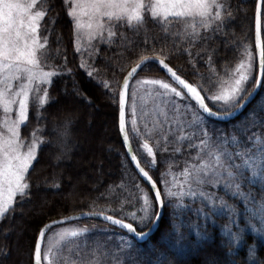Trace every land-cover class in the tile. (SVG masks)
Returning <instances> with one entry per match:
<instances>
[{
	"label": "snow or ice",
	"instance_id": "snow-or-ice-1",
	"mask_svg": "<svg viewBox=\"0 0 264 264\" xmlns=\"http://www.w3.org/2000/svg\"><path fill=\"white\" fill-rule=\"evenodd\" d=\"M63 6L79 68L118 103L126 155L150 188L127 172L119 182L95 181L87 188L90 211L39 229L34 264H183L213 243L214 228L222 238L219 247L228 250L223 258L206 255L204 264H235L228 258L238 254L246 232L264 239V95L257 97L264 86V0H255L254 50L247 32L235 31L246 10L230 0H63ZM58 22L53 0H0V221L31 197L30 171L42 145L56 147L54 166L70 165L79 147L71 110L53 125L51 141L43 135L47 107L60 102L51 95L57 78L65 80L67 104H91L68 66ZM229 50L238 53L234 66ZM184 54L195 83L167 62ZM152 63L166 78L139 76ZM33 108L36 127L25 135ZM229 120H234L229 129L213 123ZM45 183L61 187L59 180ZM79 183H88L86 174L72 189ZM166 208L168 228L151 248H139L138 241L160 231ZM218 217L227 222L218 225ZM83 219L109 227L73 223ZM95 234L107 239L101 242ZM9 254L0 246V256ZM246 258V264H264L255 242Z\"/></svg>",
	"mask_w": 264,
	"mask_h": 264
},
{
	"label": "trees",
	"instance_id": "trees-1",
	"mask_svg": "<svg viewBox=\"0 0 264 264\" xmlns=\"http://www.w3.org/2000/svg\"><path fill=\"white\" fill-rule=\"evenodd\" d=\"M233 7L240 6L246 10L242 13L235 25V31L239 34L242 30L247 32V40L251 44L253 50V34H254V8L255 0H230ZM53 6L59 13V22L56 25L57 31L61 34L63 45L67 51V59L69 67L73 68L75 79L85 95L91 100V104L87 102H72L70 105L65 102L64 87L65 80L57 78L55 85L51 89V95L58 99L60 102L52 104L47 107L44 115L46 120L41 123L45 126L43 135L46 140L53 139L51 129L54 124H57L69 110L75 117L73 127V142L78 143L75 154L72 158L70 165L65 162L58 166L55 165L54 156L57 152L53 143H46L41 146L38 153V162L30 171L31 182V197L23 204L17 205V210L10 217L0 221V246L6 245L10 250V254L5 258L0 256V264H33L32 254L34 250L35 238L39 229L47 222L55 218L68 216L70 214L79 213L81 211H90L88 207L90 196L87 188L97 180H102L106 185L113 181L119 182L122 175L127 172L128 177H135L139 179L146 188L149 186L137 175L132 167L121 142L120 134L118 131V103H114L108 95L105 94L104 89L97 86L95 81L89 79L86 73L79 68L80 58L74 53L71 46V23L66 15V9L63 6V0H53ZM52 15V13H50ZM156 30L153 29V34ZM52 39L55 40V34ZM53 47L55 45L53 44ZM196 49L193 48V52ZM223 55V53H222ZM227 59L231 61L234 66L238 59V53L235 50L227 52ZM131 59H135L132 57ZM188 57L184 55H174L167 62L170 66L176 68L183 74L189 82H196V77L192 73L191 66L187 63ZM220 63H224L221 59ZM99 66V62H97ZM131 67V63L128 64ZM257 69V68H256ZM254 70L253 76L256 74ZM204 71V69H201ZM108 76H112V68L108 69ZM123 73H118L117 78L122 79ZM139 76H150L155 78L165 77L164 72L155 64L148 65L145 70L139 72ZM71 77L67 79L68 86H71ZM254 79L249 83L248 87L252 86ZM264 95V86H262L257 94V97ZM251 107V105H249ZM247 108L241 112L235 119H240ZM35 108L32 109L33 118L28 126L23 129L25 135H29L31 130L36 127L34 119ZM97 124L95 125L94 121ZM217 128L229 129L234 120L226 122L214 121ZM106 124V125H105ZM94 130L90 135L88 128L93 126ZM90 139L89 149L84 150L81 144L84 140ZM138 141L133 142V148H138ZM166 155V154H165ZM160 153H157V159H161ZM100 169L98 172L97 169ZM55 173V175H54ZM102 173V175H101ZM87 175L88 183H79L75 190L72 189L73 184H77L79 176ZM69 175L72 180L69 182ZM159 170L155 173L154 178H158ZM45 178L49 183L54 180H59L61 187L59 190L50 188L45 183ZM68 179V180H66ZM103 190V189H101ZM72 192V195L69 193ZM92 195H95L93 193ZM100 204L104 200L99 201ZM21 209L23 211H21ZM127 210L131 211L129 207ZM194 218V217H193ZM219 225L227 222L226 217L217 218ZM78 223L79 226L92 227L96 225L98 229L109 227L104 222L97 219H83ZM168 228V209H165L164 219L161 223L160 231L155 232L151 239H146L144 242L138 243L137 246L141 249H149L159 239L161 232ZM6 230H9L6 232ZM138 230H141L138 228ZM119 232V229H115ZM213 233L215 240L211 245H205L203 250L199 253L193 252L185 258L183 264H204L205 256H211L215 253L217 256L223 258L224 253L227 252V246L224 248L219 247L221 236L219 229L214 228ZM94 238L105 241L107 238L103 234H95ZM255 242L257 247L258 256L264 258V246L257 240L251 238L249 235L244 238L242 246L237 251V255H233L228 259L234 261L235 264H246V250L248 245ZM116 241L109 242V248L114 250ZM169 259H173L169 256Z\"/></svg>",
	"mask_w": 264,
	"mask_h": 264
},
{
	"label": "rangeland",
	"instance_id": "rangeland-1",
	"mask_svg": "<svg viewBox=\"0 0 264 264\" xmlns=\"http://www.w3.org/2000/svg\"><path fill=\"white\" fill-rule=\"evenodd\" d=\"M80 58V57H79ZM94 123H95V125L97 124V122H96V120L94 121ZM95 125H93V126H90L89 128H88V133L91 135L92 134V131L94 130V127H95ZM106 125V124H105ZM89 145H90V139H89V141L87 140H84L83 141V143L81 144V148H83L84 150H86L87 148L89 149ZM179 167H182V164L179 166ZM179 167H177V171L179 170ZM66 180H68V179H66ZM194 219V218H193ZM241 223L243 224L244 223V221H243V219H241ZM217 224H218V222H217ZM219 225V224H218ZM246 236H250L251 238H253V239H255V240H257L258 242H260L261 244H263V246H264V239H261L259 236H256V235H254V234H252L250 231L249 232H246V234H245Z\"/></svg>",
	"mask_w": 264,
	"mask_h": 264
},
{
	"label": "water",
	"instance_id": "water-1",
	"mask_svg": "<svg viewBox=\"0 0 264 264\" xmlns=\"http://www.w3.org/2000/svg\"><path fill=\"white\" fill-rule=\"evenodd\" d=\"M253 46H255V29H254V34H253ZM156 64V63H155ZM158 67H159V65L158 64H156ZM160 68V67H159ZM259 71V69H258V66H257V72ZM256 72V73H257ZM164 74L166 75V73L164 72ZM260 90V89H259ZM259 90H258V92H259ZM258 92H257V94H258ZM245 110V109H244ZM221 122H226V121H221ZM117 124H118V122H117ZM118 131H119V129H118ZM120 134V133H119ZM120 138H121V136H120ZM121 142H122V138H121ZM125 153H126V150H125ZM128 159H129V161H130V163H131V160H130V158L128 157ZM131 165H132V167L134 168V170H135V167H134V165L131 163ZM135 172H136V170H135ZM137 173V172H136ZM137 175H138V173H137ZM142 179V178H141ZM143 180V179H142ZM149 186V188H150V185H148ZM75 214H77V213H75ZM75 214H70V215H75ZM69 216V215H68ZM65 217V216H64ZM62 217H59V218H55V219H52V220H50V221H47L46 223H49V222H51V221H53V220H59V219H61ZM97 220H99V219H97ZM101 221V220H100ZM45 223V224H46ZM146 240V239H145ZM145 240H143V241H138V242H144ZM33 252H34V250H33ZM32 256H33V254H32ZM33 264H34V261H33Z\"/></svg>",
	"mask_w": 264,
	"mask_h": 264
}]
</instances>
